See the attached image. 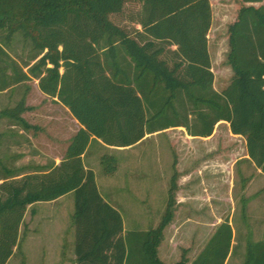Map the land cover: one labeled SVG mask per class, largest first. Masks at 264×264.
<instances>
[{
  "label": "trees",
  "instance_id": "1",
  "mask_svg": "<svg viewBox=\"0 0 264 264\" xmlns=\"http://www.w3.org/2000/svg\"><path fill=\"white\" fill-rule=\"evenodd\" d=\"M242 2L228 27L227 58L234 74L217 92L208 39L210 0H0V92L25 85L16 105L2 108L0 118L25 131L37 129L22 115L28 110L27 83L37 79L40 90L81 124L59 164L16 167L0 158V264L22 249L28 206L68 193L74 194L77 264H166L158 247L173 216L176 159L159 224L125 232L121 212L102 196L95 172L84 164L92 137L123 147L177 126L208 136L216 123L227 121L233 134L246 138L249 161L264 174V0ZM129 5L130 19L140 28L115 19ZM17 36L30 44L26 58L9 50ZM101 163L106 175L118 167L109 153ZM246 203L243 199V212ZM235 239L226 218L191 264H227L238 249ZM240 264H264V235L256 240L248 233Z\"/></svg>",
  "mask_w": 264,
  "mask_h": 264
},
{
  "label": "rangeland",
  "instance_id": "2",
  "mask_svg": "<svg viewBox=\"0 0 264 264\" xmlns=\"http://www.w3.org/2000/svg\"><path fill=\"white\" fill-rule=\"evenodd\" d=\"M210 2L214 28L209 33L211 39L209 48L212 67L218 76V84L223 86L228 79L230 83L233 74L227 58L230 45L229 39L216 40L215 37H228V27L244 3L242 0H210ZM129 6L115 19L123 26L140 28L132 18L130 19L133 5ZM15 40L12 49H9L11 54L19 59L28 57L30 44L24 42L21 36H17ZM27 84L30 85L26 96L28 110L22 115L30 124L36 125L37 129L31 128L25 131L20 126L10 125L8 119L0 118V132H4L0 137V158L8 166L53 162L54 155L50 150L64 151V138L68 136V130L74 123L62 104L40 90L37 79ZM24 90L25 85H19L14 90L0 92V110L16 105ZM226 126L222 125L218 129L219 135L214 144L216 150L204 145L201 139L186 137V129L172 128L160 131L157 136L131 151H126L127 153H119L117 159L120 165L117 172L110 176L103 172L101 161L99 159L96 161L94 169L100 191L118 205L125 230H145L159 224L167 207L169 187L174 173L173 164L176 159L178 180L183 178L188 182L184 194L192 195L187 206L182 207L180 213L185 216L204 217V221L200 222L204 224L203 234L206 242L217 226L229 218L236 232L234 244H238V249L229 257L227 264L241 263L248 231L254 232L252 236L254 239L261 238L264 175L258 173L252 163H247L242 158L247 153L244 139L232 137ZM54 139L63 143L59 144L58 149L51 148ZM106 153L116 152L107 150ZM128 159L139 160L140 164H126L130 162ZM203 176L206 183L205 208L198 211L194 202L197 201L196 195L202 191L197 186ZM243 199L247 200L246 220L242 215ZM214 210L217 211L216 215ZM73 211V193L61 199L37 202L28 206L20 228L22 249L17 251L7 264H21L25 244L26 264H54L53 257L58 255L54 251L66 239L69 242L72 230L73 244L75 235L72 224ZM176 223L181 225L184 223L182 229L191 228L193 225L201 227L196 221ZM170 228L168 225L164 229L160 244L161 255L168 261L175 259V254L180 257L182 250L179 244L176 253L170 254L167 239ZM69 230L70 236L65 237Z\"/></svg>",
  "mask_w": 264,
  "mask_h": 264
},
{
  "label": "crops",
  "instance_id": "3",
  "mask_svg": "<svg viewBox=\"0 0 264 264\" xmlns=\"http://www.w3.org/2000/svg\"><path fill=\"white\" fill-rule=\"evenodd\" d=\"M234 20L235 19H233V21ZM213 28H214V17H213V22H212L211 28L209 30V33L211 32V30ZM209 33H208V39L211 40ZM215 38H217L216 40H228V37L227 38H225V37H222V38L215 37ZM209 52H210V48H209ZM210 56H211V52H210ZM211 61H212V59H211ZM212 70H213V67H212ZM231 70H232V67H231ZM213 72H214L213 87H214V89L217 92H221V91L224 90L226 85L229 84V80L230 79H228V81L226 83H224L223 86H219V84H218V76H217L215 70H213ZM232 72H233V70H232ZM233 74H232V77H233ZM58 103H60V102H58ZM60 104H62V103H60ZM65 108L67 109V111L71 115L74 123L70 126V128L68 130V136L66 138H64V142H65L64 148H63L64 151H57L56 152L55 151L56 149L54 151L50 150L52 152V155H54L53 160L55 161L56 164H59L61 162V160L63 159V157H64V155L66 153V150H67V147H68V145L70 143L71 138L74 136V134L81 127V124L71 114L69 109L67 107H65ZM222 125H227L226 127L230 131V135H232V137H242L244 139V142H245V145H246V138L243 137V136H239V135L233 134L231 132V130H230V124L227 121H219L218 123H216L215 126H214V129H213V132L210 135H208V136H194V135L189 134L188 132L186 133L185 136L186 137H191V138L201 139V141H203L204 145L210 147V149L213 148L214 150H216V148L214 147L215 146L214 144H215L216 138L219 135V132H218L219 130L218 129ZM172 128H182V129L185 130V128L183 126L171 127V128H168V130H170ZM159 132L160 131H156L154 133H147L145 135V137H143V139H141L137 143H135L133 145H129V146H123V147L122 146L107 145L101 139H99V138L95 139L94 137H92L86 152L82 155L84 164H85L86 168H90L96 173V171L94 169V166H95L94 164L96 163V161H98V159L101 161L102 155L104 153H106L107 150L116 152V153H109V154H114V156L117 157V156H119V153H122V152L127 153L126 151H131L134 148H136L139 145H141L144 142H146L148 139L157 136ZM54 140L55 141L51 145L53 147H51V148L55 147V148L58 149L59 144H63V143L59 142L58 139H54ZM56 140H57V143H56ZM246 149H247V147H246ZM242 158L245 159V161L247 163H251L249 161V156H248L247 153ZM242 158H239V159L241 160ZM128 161H130V160L128 159ZM134 161L131 160L130 162H128V163L125 162V163L126 164H130V163L140 164L139 160H134ZM118 162H119V159H118ZM118 165H120V162L118 163ZM252 165H254V164L252 163ZM256 169H257L258 173H261V170L259 168L256 167ZM117 170H118V167H117V169H116V171L114 173H116ZM202 174H203V172H202ZM107 176H110V175H107ZM178 177H179V175H178ZM204 178H205V176H203L202 181L198 183L197 187L200 188L202 191L196 195L197 201L194 202V204L196 205L198 211L205 208L206 193L204 192V190H205L206 183H205V179ZM96 181H97V176H96ZM171 181H172V178H171ZM187 183L188 182L183 180V178H181L179 180L177 178V182H176L177 187L175 189L176 190V194H174L175 204H174V207H173V216H172V219H171L170 223L168 224L171 227L169 229V234L167 236L168 247L170 249L169 252H170V254L174 255V253H176L178 245L181 244V246H182L181 247V249H182L181 250V255H180V257H177V255L175 254V259H173L172 261H168V260H166L165 258L162 257L161 250H160V245H159V247H158V255H159L160 259L166 264H175L178 260L181 259V257H186L188 259V264H191L192 261L197 257V255L203 250V248L205 247V245L207 243L205 238H204V234H203L204 224L200 222V221H204V217L203 218L200 217V216L192 217V216H189V215L185 216L184 214L180 213V210L182 209V207L187 206L189 199L192 197V195L189 194V193H185L184 194V188H186V184ZM171 184H172V182H171ZM171 184H170V187H171ZM97 185H98V181H97ZM170 187H169V189H170ZM98 188H99V191H100L99 185H98ZM100 193L102 194V196L107 201H109L113 206H115L120 211L118 205L112 199H108V197L105 196L101 191H100ZM68 194H66V195H68ZM64 196L59 197V199H61ZM246 206H247V204H246ZM263 210H264V206H263ZM216 212L217 211L214 210V215H216ZM242 215H243V219L244 220H245L244 215H245V217L247 219L246 209H245L244 212L242 211ZM179 221H182V222L183 221H196V222H198V225H201V227L200 226L195 227L193 225V227H191V228L189 227V228L182 229L181 226L184 225V223L182 225L176 223V222H179ZM261 223H262V225H261V229H262L261 230V238H262L263 235H264V215H263V218L261 220ZM145 230H147V229H145ZM124 231L126 232L127 230H125V228H124ZM72 232H73V230H72ZM72 232H71V239H69V242L66 239L64 241V243L60 244L58 246V248L56 249V251H54V252H56L59 255V256L57 255V256L53 257L54 264H77V262H76V253H75V235L73 236V244H72ZM248 233H251L252 236L254 235L253 234L254 232H252V230H249ZM64 236L65 237L66 236H70V230ZM25 248H26V244L24 245V250H23L24 255H23V258H22V259H24V262L26 264V256L27 255L25 254Z\"/></svg>",
  "mask_w": 264,
  "mask_h": 264
}]
</instances>
